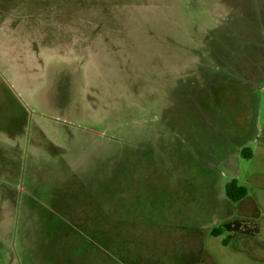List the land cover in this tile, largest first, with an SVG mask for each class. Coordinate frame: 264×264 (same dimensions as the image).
<instances>
[{
  "label": "rangeland",
  "instance_id": "rangeland-1",
  "mask_svg": "<svg viewBox=\"0 0 264 264\" xmlns=\"http://www.w3.org/2000/svg\"><path fill=\"white\" fill-rule=\"evenodd\" d=\"M87 15L102 48L74 59ZM114 242L264 264V0H0V264H122Z\"/></svg>",
  "mask_w": 264,
  "mask_h": 264
},
{
  "label": "crops",
  "instance_id": "crops-1",
  "mask_svg": "<svg viewBox=\"0 0 264 264\" xmlns=\"http://www.w3.org/2000/svg\"><path fill=\"white\" fill-rule=\"evenodd\" d=\"M84 17H87V18H83V19L74 18L73 19V21H78L81 23V28L77 29L75 35L72 37L76 42L68 46L66 44L67 49H64V54L65 55L70 54L71 58H74V59H83L85 57H90L93 53H97L98 49L102 48V44L99 43V45L97 46L95 44L98 39L101 40L102 36L98 35L99 32L97 34L91 32V28L96 29L98 25L100 24L101 20L96 19L97 16L92 17V16L87 15ZM80 55H83V56H80ZM145 223L144 225H140L141 223L138 222L136 225L135 221L133 222H131L130 220L129 221H125V220L116 221V224L122 225V227H124L125 229L129 231L128 232L129 233L128 244H127L128 246H130L131 244H135L133 242L137 240L138 236L142 235L141 233H139V231L141 229L147 228V226H145L146 225ZM136 229L138 230V233H136ZM222 239H221V243L223 244ZM224 245H227V244H224ZM112 249H113L116 259H118V261L122 264H150V263H143L144 261H140V262L136 261L137 256H136V252H135L136 250L134 247L125 249L123 247L121 248L118 242H114L112 244ZM183 260L184 259H181L180 264H184Z\"/></svg>",
  "mask_w": 264,
  "mask_h": 264
},
{
  "label": "trees",
  "instance_id": "trees-1",
  "mask_svg": "<svg viewBox=\"0 0 264 264\" xmlns=\"http://www.w3.org/2000/svg\"><path fill=\"white\" fill-rule=\"evenodd\" d=\"M243 153H245L243 151ZM225 193L227 195V197L234 201V202H237L239 201L240 199H242L243 197L246 196L247 194V189L245 186L243 185H239L235 180H232L230 182H228L226 185H225ZM237 225H239L237 222H236ZM229 228V223L223 225L222 228H215L211 231V234L212 235H215V236H218L220 235L224 230L228 229ZM222 242L223 244H228L229 243V237H224L222 239Z\"/></svg>",
  "mask_w": 264,
  "mask_h": 264
}]
</instances>
